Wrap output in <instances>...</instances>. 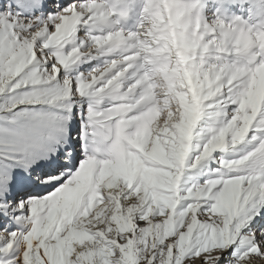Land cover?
I'll list each match as a JSON object with an SVG mask.
<instances>
[{
    "label": "snow or ice",
    "instance_id": "1",
    "mask_svg": "<svg viewBox=\"0 0 264 264\" xmlns=\"http://www.w3.org/2000/svg\"><path fill=\"white\" fill-rule=\"evenodd\" d=\"M0 264H264V0H0Z\"/></svg>",
    "mask_w": 264,
    "mask_h": 264
}]
</instances>
